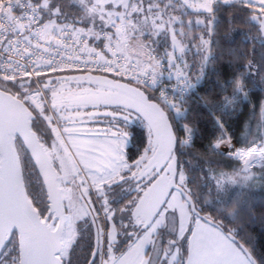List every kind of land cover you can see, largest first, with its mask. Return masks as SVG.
Returning <instances> with one entry per match:
<instances>
[{
  "label": "snow or ice",
  "instance_id": "snow-or-ice-1",
  "mask_svg": "<svg viewBox=\"0 0 264 264\" xmlns=\"http://www.w3.org/2000/svg\"><path fill=\"white\" fill-rule=\"evenodd\" d=\"M0 264H264V0H0Z\"/></svg>",
  "mask_w": 264,
  "mask_h": 264
}]
</instances>
